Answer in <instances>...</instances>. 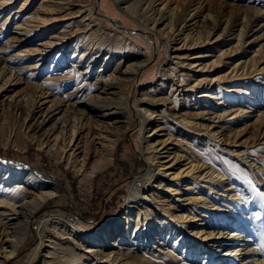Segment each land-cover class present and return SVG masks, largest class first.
I'll list each match as a JSON object with an SVG mask.
<instances>
[{"label": "bare ground", "instance_id": "6f19581e", "mask_svg": "<svg viewBox=\"0 0 264 264\" xmlns=\"http://www.w3.org/2000/svg\"><path fill=\"white\" fill-rule=\"evenodd\" d=\"M9 1H0V7L4 9ZM53 1L46 0L40 4L38 10L29 17L28 21H25L27 24L34 22L31 28L30 25L25 26L26 34L30 35L41 29L42 34L45 35L58 28L56 21L59 17L56 16V12L54 13L58 2ZM165 1L167 0H113L122 13L135 19L152 34L165 37L170 46L169 63L159 71V83L155 88L162 92L159 100L163 103L169 102L171 106L166 105V109L156 114V111L147 105L149 101L143 94L131 102L135 109L143 112L150 123L144 136L143 149L147 165L146 175L150 178V185L142 188L140 184L134 183L122 216L112 225L105 226L90 235L79 229L75 218L70 220L49 216L37 221L36 229L47 245L41 264H152L145 259V253L140 254L144 249L140 250L138 245L154 238L162 241L158 246L156 245L158 259L164 254L169 259H179L180 264L188 258L190 264H195V261L201 259L203 248L200 247L202 245L195 247L196 244L191 239L195 236L200 238L211 225H215L216 233L214 230L205 238H215L212 245L214 248L205 256L206 261L203 264H226L233 259L244 261L243 254L257 245L254 243L256 239L253 235L254 231L258 232L261 229L258 222L261 215L257 212L250 215L249 221L248 212L246 214L245 208L240 204L235 205L227 213L217 212L219 207H215L213 211L203 208L204 206L192 207L195 202H201L202 205L206 203L205 199L198 198L201 194H197L195 199L189 197L196 183L193 180H200L198 192L205 186L212 191V185L221 184V178L225 176L223 170L217 172L211 169V172L209 170L205 172V168L202 169L203 165L199 166L192 160L182 168L179 161L181 157L176 153H170L165 143L172 140L173 134L169 118L185 129L204 131L217 138L216 132L212 130L214 124L211 120L222 119L223 116L216 114L222 106L229 107V109L225 108V112L232 114L233 110L238 112L237 114L243 113L240 107L236 110L234 108L244 98L250 106L260 104L264 109V86H252L241 80L258 70L259 61L264 58V42L249 59L240 60L235 64L233 58L237 52H243L247 43H254L259 38L256 36L257 32L250 28L262 10L255 6L242 9L241 12L246 13L245 16L248 17L236 22L230 28L228 22L231 21L227 22L223 19V12L217 16L212 15L211 10L203 8L202 2L190 4L188 8L192 9L186 12L183 11L186 0H175L173 5L169 4L171 0L166 3ZM82 2L83 5L77 12L80 14L79 23L83 26L80 30L82 32L64 29L62 34H56L43 42L42 48L25 50V53L38 52L40 57L32 69L26 67L30 69L29 80L34 76L38 78L33 84L35 93L30 94L29 101L16 100L13 95L7 98L10 90L8 91L6 86L18 75L12 67L3 68L0 73V110H7L14 117L18 116V119L23 117V132L25 128L26 132L21 140L20 137L14 140L21 149L34 145L45 151L56 162L64 164L74 175H77L82 193L90 195L94 178L111 165L116 146L123 132L130 127V118L126 111L129 84L146 62L142 64L137 61H127V56L122 51L129 47L130 51L135 53L136 50H131L132 43L128 42L123 34H111L100 22L93 24L95 21L91 17L93 11L90 0H82ZM27 3L29 0H25L24 5ZM24 5L20 9H23ZM8 19L3 22L4 26ZM198 19L211 20L214 26L209 30L205 26L199 28ZM23 22L16 21L15 24L21 28ZM50 23L52 25L48 28L47 25ZM89 31L98 33L99 41L95 40L97 37L94 34H88ZM102 36L108 37L106 43L110 45L117 43L112 47L119 48L117 50L113 48V53L111 50L104 52L102 47L104 43L100 40ZM228 36L232 37L225 40L224 37ZM211 43L220 45L219 54L215 59L210 58L208 59L211 60L210 62L204 63L207 61L206 58H202L204 54L193 50L204 45L209 46ZM59 46H62V51L57 52ZM68 47L72 49L71 62L76 66L71 65L63 75L57 76V72L67 61L63 52ZM102 57L104 61L101 60ZM14 58L24 62L28 57L18 53ZM188 58L202 61L201 64L199 63L200 68L193 61L187 62ZM49 61L52 65L47 67ZM220 65H228L230 71L219 74L222 71ZM210 114L215 115L211 117ZM69 115L73 118H67ZM154 115H159L160 123L156 122ZM257 118L263 125L264 111ZM119 123L124 126L123 132L120 131ZM161 124L162 129L169 132V136L167 135L165 139H163L164 135L157 136ZM92 135L100 138L99 147H91ZM198 139L194 137L191 142L196 143ZM178 142L183 141L178 140ZM202 143L209 149L208 137H205ZM163 149L168 153L166 157L169 159L165 162H163L165 158ZM212 149L214 151V148ZM92 154L95 162L87 167ZM241 163L256 172L257 169H254L256 163L249 164L246 159ZM229 166L237 174L243 175L242 178L252 191L264 196L263 188L253 183L250 175L244 174L242 167L232 163ZM259 168L263 169L261 165L258 166ZM215 172L217 173L214 174ZM186 177L190 179L184 180ZM205 179L206 181H203ZM182 182L185 183L184 190L181 189ZM56 194L55 187L42 182L33 173L0 166V264H5L17 254L29 235L33 217L46 201ZM230 215H233V218H229V222L232 221L239 228L234 227L231 230L225 227L228 231L223 232L224 229L217 226L226 224L225 219ZM195 216H199L198 223L194 222L195 220L191 221ZM248 227H251L250 230ZM58 236L66 237L65 240H60ZM227 237L235 238L238 243L232 245L229 250H224L225 245L221 239ZM51 238L55 241L51 242ZM124 245L134 247L136 250L130 249L125 256L119 253L120 250L117 252L109 250ZM258 248L255 246L253 252ZM102 259L106 260L105 263L101 262ZM255 262L264 264V260L259 261V259L248 264Z\"/></svg>", "mask_w": 264, "mask_h": 264}, {"label": "rangeland", "instance_id": "374dc122", "mask_svg": "<svg viewBox=\"0 0 264 264\" xmlns=\"http://www.w3.org/2000/svg\"><path fill=\"white\" fill-rule=\"evenodd\" d=\"M45 1L46 0H29V3L24 5L25 0H10L5 6L6 8L4 7V9H2L0 7V73L4 70L3 68L9 66L14 68L18 75L16 79L14 78L9 85L7 84L6 86V89L8 91L10 90L7 98L8 96L13 95L16 100L22 99L23 101H26L28 100L30 94L34 95L35 93L33 84H35L34 81L38 78L34 76L31 80H29L30 69H26V67H30L32 69L40 57L38 52L25 53V50L27 51L35 48H42L43 42L54 37L56 34H62L64 29L67 31L79 30V32H82L80 30L83 29V26L79 23V20L81 19L79 17L80 14L77 13L79 7L83 5L82 0H54L58 2L56 4V10L54 11V13H57L56 16L59 17L56 21L58 28L51 30L52 32H48L45 35L42 34L43 31H40L41 29L36 30L30 35L26 34L24 32L25 26L30 25L31 28L34 22L27 24L25 21H28L29 17L38 10L39 5ZM167 1H165V3ZM174 1L175 0H171L169 4L173 5ZM198 1L202 2L203 8L211 10L212 15L217 16L219 13L223 12V19L227 20V22L231 21L228 22L230 28L234 26L236 22L248 17L245 16L246 13L241 12L242 9L245 10L247 7L254 6L255 8L258 7V9H261V14L258 16L256 21H253L250 28L254 32H257L256 36H259V38L254 43H247L244 46L243 52H237L233 58L236 64L240 60L249 59L251 56H254L253 53L257 51L259 49V45L264 42V35H262L264 31V0H186L185 5L182 3L184 5L183 11L188 12L192 9L188 8L189 5L195 4ZM89 3L93 11L91 17L92 20L95 21L93 24L100 22L104 28L110 31L111 34H123L127 37V41L132 43L131 45L133 48H131V50H136L135 53L130 51L129 47L124 48L122 51V53L127 56V61H137L142 64L146 62L145 66H143L138 74L131 79L129 84L127 96L128 106L126 111L130 118V127L123 132L124 126L122 123H119L120 131L123 132V134L116 146L113 161L111 165L96 175L93 180L91 193L90 195H86L81 191L78 176L74 175L73 172L66 168L64 164L56 162L54 158L47 155L45 151L41 150L37 146L29 145L27 149H21L20 145L14 142V140H17V137H20L21 140L24 137V132H26V128L23 132V117H19L18 119V116H16L17 118L14 117L7 110H0V166L16 169L22 172L33 173L39 180L55 187L57 190L56 196L48 199L33 217L27 239L20 246L17 254L8 259L5 264L42 263L43 257L46 254L47 245L43 237L40 236L38 230L36 229L37 221L40 219L49 216L56 218L59 217L62 219L67 218L70 220L75 218L78 221L77 225L79 229L85 234L90 235L105 226L112 225L120 216H122L127 197L134 183L140 184L139 186L142 188L150 185V178L146 175L147 165L143 156V149L145 146L144 136L147 134L150 123L143 112L135 109V107L131 105V102L135 98H140L143 94L144 98H147L149 101L147 102V105L156 111V114H160L164 109H166V105H168V107L171 106L169 102L163 103L159 100L162 97V92L155 88V85L159 83V71L166 67L167 63H169V42L162 35L155 33L152 34L148 29H145L138 24L135 19L122 13L113 0H90ZM22 5H24V8L20 9ZM10 13L12 14L10 15ZM198 16H200V14ZM7 18L9 19L7 24L4 26L3 22ZM15 19L19 23L24 21L21 28L16 26ZM199 21L200 23L197 25L199 28H204L205 26V28L209 30L214 26V23L211 20L202 21L200 19ZM51 25L52 23L48 24L47 27L49 28ZM79 32L77 33L79 34ZM228 33L229 32H227V34ZM88 34H94V36L97 37L95 40L99 41L98 33L89 31ZM230 37L232 36L224 38L227 40ZM100 40H103L104 45L102 47L104 52L111 50V53H113L114 50L119 48L112 47L117 43H114L113 45L106 43L108 42V37L106 38L102 36ZM72 43L74 44V41ZM219 46L218 44L211 43L209 46L204 45L198 49H194L193 52H201L202 55L204 54L202 58H206L207 60L204 63H208L212 59H215V56L219 54ZM58 51H62V46L57 48V52ZM181 52L186 53L185 51ZM18 53H20V55H24V57H28L27 60L22 62L14 58V55ZM70 53H72V49L70 47L64 49L63 56L67 57V61L61 66L62 69L57 72V76L63 75V73L71 68V65L76 66L71 62ZM173 56L174 55L172 54L171 57ZM210 58L211 60L208 61ZM101 60L104 61V57H102ZM187 60V62H195L198 66L202 63V61H197L199 59L188 58ZM103 61H101V64H103ZM228 63L230 62L228 61ZM46 65L47 67H50L52 62L49 61ZM123 66L124 63L122 67ZM219 68L222 70L219 74L230 71V67L228 68V65H220ZM263 71L264 58L259 61L257 71L244 76L241 80L245 84L263 87ZM143 96L141 98H143ZM225 108L229 109L228 106L224 105L218 110V112H216L217 115L223 116L222 119L215 118L211 120V123L214 124L212 130L213 132H216L215 134H217V138L210 136L204 131L198 132L189 128L185 129L181 126V124L169 118L168 121L171 125L170 129L173 134L171 135L172 140L165 143V146L167 150L171 151H169L170 153H176L181 157L179 161L182 168L185 164L192 160L193 163L199 166L203 165L202 169L205 168V172L206 170L211 172V169H214L217 170V172L219 170H223L225 173V176L221 178V184L211 186L213 189L212 191H210L208 186H205L203 190L198 192L197 188H199L198 186L200 180H193V182L196 183L192 187L193 190H191L189 197H194L193 199H195L198 196L197 194H201V197L198 198L201 200L205 199L207 204L205 203L202 205L201 202H195V205L192 207L202 208L204 206L203 208H207L209 211H213L215 207H219L217 212L227 213L235 205L240 204L245 208V213L247 214L248 212L247 217H249V221L251 220L250 215H253L256 212L261 215L258 219L261 229L258 232H253L256 239V241L254 240V243L257 244L255 245L257 248L259 247L258 250L253 252L255 246H252L251 251L248 250V252L243 254L244 261L233 259L232 261L226 263L234 264L235 262V264H248V262H253L256 259H259V261L264 260V196L258 192L252 191L251 187L246 185L244 179L242 178L243 175L237 174L236 171L230 168L229 164L232 163L236 166L239 165L242 167V169H244V174H249L252 182L258 185L259 188H263L264 191V124L261 125V123L257 120V117L260 116V113H262L264 109L260 104L250 106L246 103V99L244 98L242 102L234 108L235 110L237 108L243 110V113L237 114L238 112L232 110L234 113L231 114L226 111L228 112L227 114L225 112ZM175 112L177 111L175 110ZM180 112L182 113L183 111ZM211 115L213 116L215 114H210V116ZM154 117L157 123L161 122L159 115H154ZM205 117L208 118V116ZM205 117L203 119H205ZM67 118L72 119L73 116L69 115ZM162 126L163 125L161 124L159 126L160 128L158 127L157 136L164 135L163 139H165L169 136V132L166 129H162ZM194 137L199 138L196 140V143L191 142ZM205 137L209 138V149L206 148L204 143H202V140ZM92 139V143L90 144L91 147H99L101 145V140L96 135H94ZM157 139H159V137ZM178 140L183 142H178ZM212 148H214V151ZM164 151L166 152V150H162L164 153L163 156H165V158H163V162L169 160L168 157H166L168 153H165ZM245 159L249 164L256 163L254 168L257 169L256 172L241 163L244 162ZM88 161L89 164L87 167L94 164V154L90 156ZM260 165L263 169H258V166ZM186 179L190 178L186 177L184 180ZM203 181H206V179ZM182 183L181 189L184 190L185 183ZM202 185H204V183ZM209 211H207V213H210ZM198 217H192L191 221L195 220L194 222L198 223ZM229 218H233V215H230L227 219H225L226 224L217 226L218 228H223V232L228 231L225 230L226 228H230L231 230L234 227L237 229L239 228L238 225H234L232 221L229 222ZM211 226L207 228V230L203 233L204 235L200 238L195 236L194 239H191L194 241V244H196L195 247L202 245L200 247L203 248L201 259L195 261V264H203L206 261L205 256L214 248L212 245L215 238H205V236L214 232V230L216 233L215 225ZM250 228L251 227H248L249 230ZM58 237L60 240H65L66 236ZM229 238L230 237L221 239L225 245L224 250H229L232 245L238 243V241H235V238ZM50 241L54 242L55 239L51 238ZM161 242L162 241H159L158 238L149 240V242L145 244L141 242L138 247L140 250H144L141 251L140 254L145 253V259L149 260L152 264H155L156 262V264H180V261H178L179 259L176 260L177 258H175L172 260L164 254L163 256L161 254L159 259L157 258V246ZM111 243H114V241H111ZM130 249L136 250L134 247L132 248L129 245H124L123 247H118L117 249L111 248L109 250H113L115 252L120 250L119 253H123V256H125L126 252ZM102 260L101 262L105 263L106 260ZM188 260L189 258L186 260L187 263L186 261L182 263L190 264ZM252 264H257V262Z\"/></svg>", "mask_w": 264, "mask_h": 264}]
</instances>
